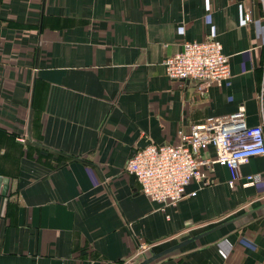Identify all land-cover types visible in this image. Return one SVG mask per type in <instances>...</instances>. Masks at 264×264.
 Instances as JSON below:
<instances>
[{"label": "crops", "instance_id": "crops-1", "mask_svg": "<svg viewBox=\"0 0 264 264\" xmlns=\"http://www.w3.org/2000/svg\"><path fill=\"white\" fill-rule=\"evenodd\" d=\"M207 37L230 77L169 80L162 62ZM261 91L264 0H0V264H264V183L216 166L163 206L125 172L141 141L241 106L258 125Z\"/></svg>", "mask_w": 264, "mask_h": 264}, {"label": "built area", "instance_id": "built-area-1", "mask_svg": "<svg viewBox=\"0 0 264 264\" xmlns=\"http://www.w3.org/2000/svg\"><path fill=\"white\" fill-rule=\"evenodd\" d=\"M245 20H250L249 15ZM162 66L169 80L193 82L200 92L221 87L230 77L229 58L214 37L184 43L181 51L166 58ZM258 103V125H247L245 108L241 106L235 114L206 119L188 133H180L177 145L150 144L137 150L125 172L135 177L141 194L163 206H176L192 182L207 185L216 166L229 171L231 189L238 182L243 187L264 183V173L241 177L238 171L250 159L264 157V91L260 92ZM209 147L214 148V157L203 156ZM138 248L142 250L141 245Z\"/></svg>", "mask_w": 264, "mask_h": 264}, {"label": "water", "instance_id": "water-1", "mask_svg": "<svg viewBox=\"0 0 264 264\" xmlns=\"http://www.w3.org/2000/svg\"><path fill=\"white\" fill-rule=\"evenodd\" d=\"M150 143L149 142H146V141H141L138 145H137V148L138 149H144L146 146H148ZM136 151L137 150H134V151H132V153H131V158L135 155V153H136ZM131 179L132 180H135V177L133 176V175H131ZM1 178H0V182H1ZM168 252V251H167ZM166 252V253H167ZM160 257V255H158V256H154V257H152L151 259H147V260H145L142 264H149V263H151L152 261H154V260H156L157 258H159Z\"/></svg>", "mask_w": 264, "mask_h": 264}]
</instances>
